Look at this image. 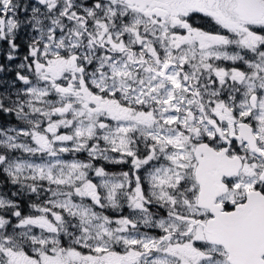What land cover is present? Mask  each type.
<instances>
[{
	"label": "snow or ice",
	"instance_id": "obj_1",
	"mask_svg": "<svg viewBox=\"0 0 264 264\" xmlns=\"http://www.w3.org/2000/svg\"><path fill=\"white\" fill-rule=\"evenodd\" d=\"M0 264H264V0H0Z\"/></svg>",
	"mask_w": 264,
	"mask_h": 264
}]
</instances>
